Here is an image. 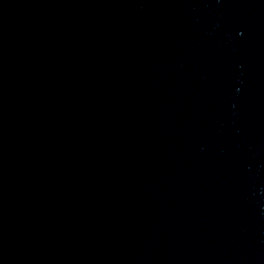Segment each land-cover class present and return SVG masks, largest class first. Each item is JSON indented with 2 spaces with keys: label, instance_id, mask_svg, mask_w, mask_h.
I'll return each instance as SVG.
<instances>
[{
  "label": "water",
  "instance_id": "95a60500",
  "mask_svg": "<svg viewBox=\"0 0 264 264\" xmlns=\"http://www.w3.org/2000/svg\"><path fill=\"white\" fill-rule=\"evenodd\" d=\"M0 264H264V0H0Z\"/></svg>",
  "mask_w": 264,
  "mask_h": 264
}]
</instances>
